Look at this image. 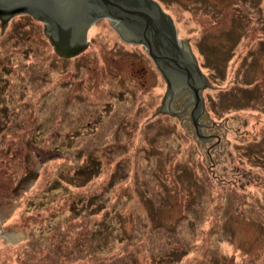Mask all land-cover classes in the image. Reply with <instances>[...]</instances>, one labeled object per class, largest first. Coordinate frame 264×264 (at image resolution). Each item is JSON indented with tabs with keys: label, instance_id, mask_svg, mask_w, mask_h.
<instances>
[{
	"label": "rangeland",
	"instance_id": "1",
	"mask_svg": "<svg viewBox=\"0 0 264 264\" xmlns=\"http://www.w3.org/2000/svg\"><path fill=\"white\" fill-rule=\"evenodd\" d=\"M158 1L210 80L203 139L194 106L154 119L166 81L109 18L70 58L32 14L0 23V264H264V0Z\"/></svg>",
	"mask_w": 264,
	"mask_h": 264
},
{
	"label": "water",
	"instance_id": "2",
	"mask_svg": "<svg viewBox=\"0 0 264 264\" xmlns=\"http://www.w3.org/2000/svg\"><path fill=\"white\" fill-rule=\"evenodd\" d=\"M28 12L44 22V32L55 52L62 57H75L88 45L87 32L92 23L109 18L127 42L143 44L167 84L162 107L156 113L182 114L172 100L183 89L191 92L190 120L200 138L205 110L202 90L210 85L190 42L180 40L172 15L158 0H0V23L8 25L9 17ZM81 34H78V32Z\"/></svg>",
	"mask_w": 264,
	"mask_h": 264
},
{
	"label": "trees",
	"instance_id": "3",
	"mask_svg": "<svg viewBox=\"0 0 264 264\" xmlns=\"http://www.w3.org/2000/svg\"><path fill=\"white\" fill-rule=\"evenodd\" d=\"M219 11H218V13H217V16L219 15H221V11H222V8H220V9H218ZM251 17L248 15V20L250 19ZM219 21V20H218ZM220 22V21H219ZM225 22V21H224ZM224 22H221V23H224ZM216 23H218V22H216ZM230 24H231V22H230ZM233 28H232V24H231V26L230 27H227V29H224L222 32H223V34H226V33H228V32H230L231 31V33H232V30ZM48 38V37H47ZM262 41V40H261ZM262 44V46H264V42H262L261 43ZM190 45H191V42H190ZM192 48V50H193V47H191ZM194 52V51H193ZM220 59V58H219ZM258 59L260 60V58L258 57ZM221 62H222V60H221ZM208 77V76H207ZM208 79H209V77H208ZM209 82H210V80H209ZM261 86H262V84H261ZM260 87V85H257V83L255 84V85H253V87H250V86H245L244 88L242 87V88H239V87H237L238 89L236 90H234L233 88H227V89H225V93H228V94H230V93H233V97L234 96H237V94H238V98H237V100L240 102L241 100H239V99H243V100H248L249 101V98H247V96L246 95H249V94H251V92L252 93H256L257 91H258V88ZM206 88H210L209 86L208 87H206ZM206 88L204 89V90H206ZM261 90H263V88L261 87L260 88ZM203 90V91H204ZM257 94H259V96H263L264 97V92H261V94L259 93V92H257ZM240 96V97H239ZM242 97V98H241ZM206 111V108H205V110H204V112ZM159 116H170V117H177V118H181V117H178V116H175V115H171V114H169V113H159V114H157V115H155L154 117V119H158V117ZM182 120V119H181ZM186 129L188 130V127H186ZM170 130H172V129H170ZM174 130V129H173ZM153 134H156V130H154L153 132H152ZM197 139V140H196ZM196 139H193V140H195L194 141V143L192 144V148H193V150L194 149H196L195 147H198L199 148V138L197 137ZM186 147V146H185ZM200 149V148H199ZM188 150V148H185L184 150H183V152H186ZM186 153H184L183 155H185ZM170 156H171V154H170ZM97 161H98V158H97ZM101 162V160L99 159V161H98V163H100ZM97 169H98V164L96 163V162H88V164L86 165V166H83V167H80L79 169H78V171L80 172V174L81 175H86V176H88V175H90L87 179L88 180H90L91 179V177H93L95 174H97ZM233 175H231V176H233V177H231L230 178V180H232L233 178H234V176H236L235 175V171H233V172H231ZM28 174V173H27ZM27 174L25 175V176H23L20 180H19V184H22V183H24L25 181H26V178H27ZM227 175H229V174H227ZM221 184H226L227 185V187L226 188H228L229 187V185H233L234 183L232 182V181H226L225 182V179L221 182ZM234 186V185H233ZM16 187H17V183H16ZM226 205V204H225ZM235 213H237V209L236 208H234V207H232V209L230 210V212H229V214L226 212V220L228 221V222H236V221H242V219L241 218H238V219H236L237 217H235ZM228 215V216H227ZM237 216L238 217H241L242 215H241V212H239L238 214H237ZM173 225V224H172ZM174 226V225H173ZM175 227H177L176 225H175ZM246 241H248L247 239H246ZM245 244H250L251 246H256V245H254V244H252L251 242L249 243V241L248 242H246ZM83 250H84V248H83ZM174 252H176V253H174V254H176V255H178V256H176V257H178V260L180 259L179 257L180 256H182V255H184L185 254V252L184 251H181V249H179V250H175ZM181 253V254H180ZM100 254L99 253H96V254H93V255H91L90 257H93V258H95V264H104V262H106L107 261V259H105V260H102V259H100V258H98V256H99ZM124 254L122 253V252H116V253H112V256L109 258V260H108V262L109 263H107V264H116V262L118 261V260H121L122 259V256H123ZM101 256V255H100ZM254 261H256V259H254ZM253 261V262H254ZM78 264H82V263H78Z\"/></svg>",
	"mask_w": 264,
	"mask_h": 264
},
{
	"label": "flooded vegetation",
	"instance_id": "4",
	"mask_svg": "<svg viewBox=\"0 0 264 264\" xmlns=\"http://www.w3.org/2000/svg\"><path fill=\"white\" fill-rule=\"evenodd\" d=\"M78 34H81V32L79 31ZM191 96V92L183 89L181 92H179V94H177L174 99L172 100V108L174 109L176 107L177 111H180L182 114L180 115L182 118H188L187 115L189 113V109L191 108V104L192 102H189L186 104L187 100L190 98ZM194 108V107H193ZM193 109H191L192 111ZM191 115V112L189 113ZM201 121V118H199ZM202 122V121H201ZM203 126H202V130H204L207 125H205V122H202ZM209 134H211V132H209ZM212 135H216L217 137H219L217 134L213 133ZM236 177V176H234Z\"/></svg>",
	"mask_w": 264,
	"mask_h": 264
}]
</instances>
